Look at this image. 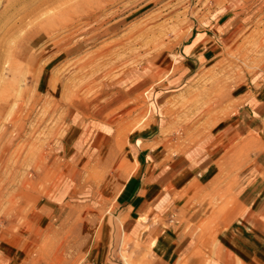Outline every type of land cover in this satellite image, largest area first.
<instances>
[{"label": "rangeland", "instance_id": "374dc122", "mask_svg": "<svg viewBox=\"0 0 264 264\" xmlns=\"http://www.w3.org/2000/svg\"><path fill=\"white\" fill-rule=\"evenodd\" d=\"M210 16L226 43L183 74L179 48ZM263 82L264 0H0V264H144L110 218L114 155L137 132L169 156L202 150L237 87Z\"/></svg>", "mask_w": 264, "mask_h": 264}, {"label": "crops", "instance_id": "0c3cea01", "mask_svg": "<svg viewBox=\"0 0 264 264\" xmlns=\"http://www.w3.org/2000/svg\"><path fill=\"white\" fill-rule=\"evenodd\" d=\"M228 26L222 16L194 25L179 48L183 74L220 52ZM233 100V112L202 150L169 156L152 147L157 139L149 132H137L114 155L115 162L123 152L113 172L106 171L117 180L110 218L138 241L144 264H264V82L237 87ZM92 133L100 152L97 138L107 132ZM106 149L103 167L111 169L114 146ZM202 221L208 226L200 235ZM100 256L89 264H116Z\"/></svg>", "mask_w": 264, "mask_h": 264}, {"label": "bare ground", "instance_id": "6f19581e", "mask_svg": "<svg viewBox=\"0 0 264 264\" xmlns=\"http://www.w3.org/2000/svg\"><path fill=\"white\" fill-rule=\"evenodd\" d=\"M75 2H77V1H84V0H74ZM67 9V8H66ZM68 9H70V8H68ZM63 11V10H62ZM55 14V13H54ZM40 35V34H39ZM103 66V65H102ZM122 97V96H121Z\"/></svg>", "mask_w": 264, "mask_h": 264}]
</instances>
